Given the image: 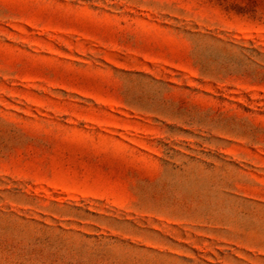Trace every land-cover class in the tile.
I'll list each match as a JSON object with an SVG mask.
<instances>
[{
  "label": "rangeland",
  "instance_id": "rangeland-1",
  "mask_svg": "<svg viewBox=\"0 0 264 264\" xmlns=\"http://www.w3.org/2000/svg\"><path fill=\"white\" fill-rule=\"evenodd\" d=\"M0 264H264V0H0Z\"/></svg>",
  "mask_w": 264,
  "mask_h": 264
}]
</instances>
